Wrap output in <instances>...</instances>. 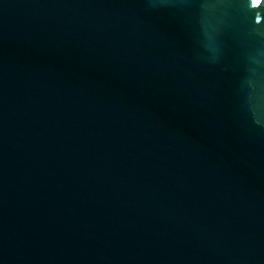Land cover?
Returning <instances> with one entry per match:
<instances>
[{"label":"water","instance_id":"obj_1","mask_svg":"<svg viewBox=\"0 0 264 264\" xmlns=\"http://www.w3.org/2000/svg\"><path fill=\"white\" fill-rule=\"evenodd\" d=\"M0 264H264V0H0Z\"/></svg>","mask_w":264,"mask_h":264}]
</instances>
